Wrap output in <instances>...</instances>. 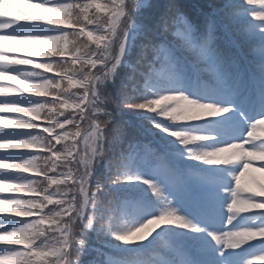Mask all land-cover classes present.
Wrapping results in <instances>:
<instances>
[{
  "label": "snow or ice",
  "instance_id": "snow-or-ice-1",
  "mask_svg": "<svg viewBox=\"0 0 264 264\" xmlns=\"http://www.w3.org/2000/svg\"><path fill=\"white\" fill-rule=\"evenodd\" d=\"M24 2L0 0V264L264 261L240 183L264 172V0Z\"/></svg>",
  "mask_w": 264,
  "mask_h": 264
},
{
  "label": "rangeland",
  "instance_id": "rangeland-1",
  "mask_svg": "<svg viewBox=\"0 0 264 264\" xmlns=\"http://www.w3.org/2000/svg\"><path fill=\"white\" fill-rule=\"evenodd\" d=\"M16 7H18L21 11L30 12L31 9L24 2V0H14ZM12 15H15L14 13ZM11 47H15L20 51H24V47L22 45H11ZM255 135L258 137L264 138V124L258 125L255 130ZM3 151V150H0ZM264 161L257 160L256 163H260ZM264 176V172H260L255 167L249 168L244 176L241 177L240 183L242 188L254 190V186L256 184H260L262 177ZM257 264H264V261H257Z\"/></svg>",
  "mask_w": 264,
  "mask_h": 264
},
{
  "label": "trees",
  "instance_id": "trees-1",
  "mask_svg": "<svg viewBox=\"0 0 264 264\" xmlns=\"http://www.w3.org/2000/svg\"><path fill=\"white\" fill-rule=\"evenodd\" d=\"M146 2H152V0H146ZM51 19H53V21L58 24V25H63V21L62 20H59V18H56V17H50ZM29 91H35V90H29ZM30 118V117H29ZM180 122V121H177V123ZM151 125H149L150 127ZM160 135H163V134H160ZM167 139L169 141L172 140V137H167ZM255 188L257 189V191H261L262 189H264V181L262 182V185L261 186H255ZM5 194H19V195H24V193H13L11 191L5 193ZM9 213L11 212V210H8Z\"/></svg>",
  "mask_w": 264,
  "mask_h": 264
}]
</instances>
